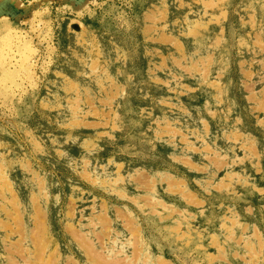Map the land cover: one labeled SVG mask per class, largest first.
Here are the masks:
<instances>
[{
  "label": "rangeland",
  "instance_id": "rangeland-1",
  "mask_svg": "<svg viewBox=\"0 0 264 264\" xmlns=\"http://www.w3.org/2000/svg\"><path fill=\"white\" fill-rule=\"evenodd\" d=\"M0 264H264V0H0Z\"/></svg>",
  "mask_w": 264,
  "mask_h": 264
}]
</instances>
